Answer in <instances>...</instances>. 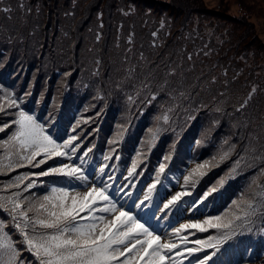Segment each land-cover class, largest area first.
I'll return each instance as SVG.
<instances>
[{
    "label": "rangeland",
    "instance_id": "rangeland-1",
    "mask_svg": "<svg viewBox=\"0 0 264 264\" xmlns=\"http://www.w3.org/2000/svg\"><path fill=\"white\" fill-rule=\"evenodd\" d=\"M15 1L0 0V121L15 119L10 114L18 109L11 105V99L22 100L20 109H25L36 93L37 106H32L31 114L40 116L38 107L48 100L43 115L51 121L53 117L60 118L53 127L65 128L67 136L65 133L59 136L76 137L73 143L79 149L75 155L89 149L92 152L99 144L104 147L102 159L95 166L94 179L100 178L99 168L107 164L106 173L117 179L123 173L124 177L135 180L137 187H143L144 192L155 182L160 163L166 165L167 172L171 165L174 167L178 161L190 157L183 175L204 164L190 178H197L199 182L203 177L211 183L209 188L217 189L213 192L217 195L215 204L199 215L201 219L218 214L227 219L242 214L248 202L258 205L248 223L221 244L220 251L207 264H264V196L261 195L264 191V0H158L170 8L183 9L181 15L171 10L158 14L133 0H53L49 10L41 3L33 4V0H19V4ZM221 7L228 15L225 18L215 15ZM202 11L212 13L202 15L199 13ZM50 18L58 22L53 20L47 29ZM133 48L138 55H134ZM247 51L262 53L256 56ZM161 53L166 63L160 69ZM229 87L232 92L227 90ZM237 89H242L244 97H250L251 102L252 97L258 96L257 102L263 107L257 111L252 109L246 122L244 116L236 119L243 124L233 122L232 127L221 129L228 125L223 121V115L228 114L222 108L223 98L235 100ZM239 108L238 103L234 110ZM62 119L67 121V127L61 124ZM235 125L244 132L254 127V132L249 128L248 138L255 143L245 147L240 138L236 141ZM46 126L50 128V124ZM14 127L0 132V137H6ZM58 134L56 129L52 133L54 138ZM174 135L183 140L181 150L175 149L180 147L179 142L170 140L157 146L162 137L170 139ZM189 143L192 147L187 149ZM129 150L132 154L127 156ZM12 151L10 145L0 140V160ZM225 152L230 154L221 160ZM105 156L109 157L107 161ZM63 159L68 162L66 157ZM237 160L239 164H234ZM133 162L135 172L142 171V175L128 177ZM51 163L50 160L39 168L21 167L7 174L0 173V196L19 191L5 190L12 177L38 173ZM82 168L92 176L87 161ZM202 172L206 174L201 175ZM164 174L160 176V183ZM31 180H37L36 187L31 189L34 196L46 193L51 187L71 188L68 178L33 176L24 184ZM220 180L224 181L223 186ZM105 183L107 193L116 187L111 181ZM120 184H127V179H121ZM167 188L172 190L170 185ZM157 189L163 196L165 188L158 184ZM175 190H182L179 184ZM132 191L133 198L135 190ZM120 194L124 196H118L120 204L128 210L130 197ZM140 200L143 192L138 204ZM153 200L159 202L155 191ZM144 212L148 209L144 208ZM137 213L141 222L150 224L161 234L167 231L171 235L170 227H165L169 220L189 222L185 217L169 216L162 226L159 224L164 219H152L150 212L145 216L140 209H132L133 215ZM157 215L162 216L163 211ZM0 217L6 218L4 231L10 232L6 226L10 223L14 226L11 216L0 209ZM219 234L210 229L205 233L196 232L189 239ZM8 239L19 241L15 244L17 248L24 247L19 231ZM161 242H165L163 234ZM213 251L205 249L194 256L203 257ZM191 258L185 253L184 257H174V260L176 264H189ZM18 260V264H38L26 249Z\"/></svg>",
    "mask_w": 264,
    "mask_h": 264
},
{
    "label": "snow or ice",
    "instance_id": "snow-or-ice-1",
    "mask_svg": "<svg viewBox=\"0 0 264 264\" xmlns=\"http://www.w3.org/2000/svg\"><path fill=\"white\" fill-rule=\"evenodd\" d=\"M20 103L23 101L19 98L11 99V105L18 109L10 114L15 119L0 121V132L15 125L6 137H0V140H4L13 149L4 160H0V173L7 174L21 167L39 168L50 160L53 163L38 173L18 174L4 186L5 190L19 189L10 195L0 196V209L11 216L15 229L23 237L24 247L15 246L19 241L9 242L8 238L15 233L4 231L3 222L6 218L0 217V264H17L19 254L25 249L35 257L38 264H139L140 261H144V264H167L169 260L176 264L174 257H184L185 253L191 257L205 249H215L203 257H196V264H207L220 251L221 244L235 236L248 223V218L257 211L258 205L248 202L242 214L231 215L227 219L219 214L204 219L196 216L200 206L207 207L204 202L217 191L210 187L193 196L187 187L189 178L203 169L204 164H198L188 175L181 173L185 182L184 188L176 191L173 185L174 194L171 195L165 189L161 196L157 189L160 176L165 172L166 165L163 163L159 164V170L155 173L156 180L147 186L146 192L143 187H137L135 180L124 177L123 173L120 174V179L106 173L107 164L99 168L100 178L94 179V168L92 176L82 168L87 151L75 155L79 149V145L73 143L76 137L65 138V133V137L58 134L54 138L52 129L31 114L29 109H20ZM229 154L225 152L220 159H227ZM57 157L61 159H54ZM65 157L68 162L63 159ZM104 159L107 161L109 157L105 156ZM234 164H239V160L234 161ZM135 167L133 162V169L128 170V177L142 175V171L135 172ZM33 176L68 178L71 189L63 186L51 187L46 193L34 196L31 189L36 187L37 180L24 184L25 180ZM121 179H127V184L121 185ZM165 179L167 180V176ZM76 181L81 183L77 184ZM106 181L116 185L111 193H107ZM167 182L171 184L170 180ZM197 183L198 180H194L192 187ZM223 184L224 181L220 180V185ZM133 189L135 196L131 200V208L125 210L118 195L123 192L124 195L132 197ZM154 191L158 203L153 200ZM25 192L29 195L24 196ZM141 192L143 200L138 204ZM261 195L264 196V191ZM186 197L190 199H185ZM117 204H120L119 208ZM135 208L140 209L145 216L150 212L152 219H157L156 213L163 211V215L159 217L161 220L176 216L185 217L189 222L177 220L176 226L169 220L166 227H170L171 235L167 231L163 232L165 242H161V233H157L150 224L146 226L145 222H141L139 213L132 214V209ZM144 208L148 212H144ZM210 229H215L220 234L208 236L206 239H189L196 232L205 233ZM189 244H194L195 247H188ZM189 264H192L191 260Z\"/></svg>",
    "mask_w": 264,
    "mask_h": 264
},
{
    "label": "trees",
    "instance_id": "trees-1",
    "mask_svg": "<svg viewBox=\"0 0 264 264\" xmlns=\"http://www.w3.org/2000/svg\"><path fill=\"white\" fill-rule=\"evenodd\" d=\"M133 1L137 2L138 4H145V8L153 9L154 12H156L158 14H164L166 11L171 10L172 12H176V13H178V15H181V13H182L181 11H183V9L176 8V6H173L172 8H170L169 6H167L166 4H164L163 2L158 1V0H133ZM15 2L19 4V0H16ZM36 3H41V5L44 6L45 9H47V10H49L53 6V4H54L53 0H33V4H36ZM220 9L221 10L218 12V14H215V13L214 14L217 15V16H220L221 18L222 17L225 18L226 16H228L227 13L222 10V7ZM48 13L49 14H52V12H50V11H48ZM199 13L202 14V15H204L205 13L211 14L212 12L202 11V12H199ZM50 19L52 21H48L47 22V26H46L47 29H50L51 28V26L53 24V20L56 23L58 22L57 19H54V18H50ZM133 49L135 50L133 52L134 55H138L137 49L136 48H133ZM262 49H264V48L262 47ZM141 50L146 51L145 49H141ZM246 53H250V54L253 53L256 56L257 55L260 56L262 52H258V51H256V52L255 51L254 52H248L247 51ZM159 62L161 64L160 65V69L161 68H165L166 59H165V57H163L162 53L160 55ZM195 69H196V67L193 68V70H195ZM231 85H234V84H230V86ZM38 87H37V89H38ZM227 90L230 91V92H232V89L231 88L230 89H227ZM36 92H37V90H36ZM236 94H237V96L234 97L235 100H233V101L230 99V97L223 98V101H222L223 102V107L222 108H224V110L228 112L227 115H223L224 118H225V120H223V121L226 122V123H228V125H224L221 129H224L225 130L226 128L229 127V125L232 127V123L233 122L235 124H239V125L243 124L244 122H242L241 120H239L238 122H236V119H239L241 116H244V119H245V122H246V120H249L247 116L250 115V111L252 109H253V111H255V110L257 111V110H259L258 108L263 107V105H259L260 102H257V100H259V97L258 96L252 97V102H251V98L250 97H247V98L244 97L245 94H244V91L242 89H240V90L237 89L236 90ZM35 95H36V93L26 103L27 105H29V108H26V109H29L31 113L33 112L32 106L36 105L34 103ZM161 98H165V96L162 95ZM47 101L48 100H45V102H43L42 104L39 105L38 108L40 110V116H38L37 118L40 119V120H42V122L45 125L50 124V128L49 129H52V133L56 129L59 132V135H60V133L61 134L62 133L64 134L66 132V129L65 128H63L61 130L60 128L53 127L54 125L55 126L57 125V123H58V121H59L60 118L59 119L58 118L55 119V117H54V119L51 121V118L45 117L43 115L44 113H46L45 106L47 104ZM67 103L68 102L66 101L65 106L67 105ZM238 103L241 104V108H239L236 111V110H234V108H235L236 104H238ZM216 106H218L217 103H216ZM230 111H233V114L230 115V113H229ZM220 114H222V113H220ZM72 116L74 117L75 115H72ZM56 121H57V123L54 124V122H56ZM69 121H70V118H69ZM138 122H140V121H138ZM61 124L62 125H65V127L68 126L67 121L65 123L63 119L61 121ZM147 125H149L148 122H147ZM235 127H237V129H236L237 132H235V136H234V138L236 139V141H239V138H240L241 139V144H243L245 147L248 144H254L255 143V141L250 140L248 138V136H249V128H251V130H252L251 132H254L253 131L254 127H249L248 130L245 131V132L242 131L241 127H238L236 125H235ZM96 136L98 138V135H96ZM99 136H100V134H99ZM166 140H170L172 142H179L180 147L179 148H175V149L176 150H181V146L183 145V140H182L181 137H179L178 135H174L170 139L165 138V137H162L160 139L161 142L158 143L157 146L160 147L161 145H163L164 141H166ZM191 147H192V143H189L187 149H190ZM98 148H100V149L102 148V151L104 152V147H102L101 144H99V146H97V148H96V150H95V152H94L93 155H91L89 153L90 151L87 152V156H85L84 160L87 161L88 164H91V165H94L95 166L98 162H100L101 156H99V154H98ZM251 149L254 150L255 147L252 146ZM262 149H264V148H262ZM131 154H132V152L129 150V153L127 154V156L128 155H131ZM177 154H178V152H177ZM161 159H162V157H159V160H161ZM175 164H176V160L173 162V165H175ZM188 164H190V157H188L187 159H182V160L178 161V164L175 165L174 167L171 165V167L163 175V178L161 180V185H164V186L168 185L169 183L167 181L170 180L171 181V184H169V185L172 187V184L174 183L173 185L176 186L178 179L182 177L181 173H184L186 171V168H187ZM165 176H167V180L165 179ZM196 179L197 178H194V179L193 178H189V184L187 186L189 190H196V193L193 194V196H195L196 194H198L197 191H199V193L205 191L206 189L209 188V185L211 184V183H208L206 180H204L203 177H201V178H199L200 181L193 188L192 187V182L194 180H196ZM182 181H184V180H182ZM161 185H160V187H161ZM183 188H184V185H183ZM216 195L217 194H213L212 196H209L208 199L204 202L207 205V207L209 205L215 204L214 203V197ZM185 199H190V198L189 197H186ZM203 208H204V206L201 205L199 211L201 210V212H202V209ZM6 227L10 230V232H14L15 234L18 231L17 229H15V227L12 225V223L8 224ZM18 262H19V260L17 259V264H18Z\"/></svg>",
    "mask_w": 264,
    "mask_h": 264
},
{
    "label": "bare ground",
    "instance_id": "bare-ground-1",
    "mask_svg": "<svg viewBox=\"0 0 264 264\" xmlns=\"http://www.w3.org/2000/svg\"><path fill=\"white\" fill-rule=\"evenodd\" d=\"M59 100H60L61 102H64V99H63V101H62V99L59 98ZM177 184H179V186H180L181 189H183V185H185L184 181H182V178H179V179H178ZM196 257H199V255H197V256H193V259L196 260Z\"/></svg>",
    "mask_w": 264,
    "mask_h": 264
}]
</instances>
